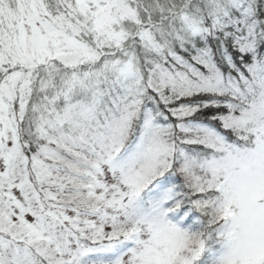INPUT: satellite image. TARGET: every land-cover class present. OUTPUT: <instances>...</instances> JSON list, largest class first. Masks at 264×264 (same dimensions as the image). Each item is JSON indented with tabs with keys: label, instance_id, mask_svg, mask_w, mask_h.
<instances>
[{
	"label": "snow or ice",
	"instance_id": "6c2138e0",
	"mask_svg": "<svg viewBox=\"0 0 264 264\" xmlns=\"http://www.w3.org/2000/svg\"><path fill=\"white\" fill-rule=\"evenodd\" d=\"M0 264H264V0H0Z\"/></svg>",
	"mask_w": 264,
	"mask_h": 264
}]
</instances>
